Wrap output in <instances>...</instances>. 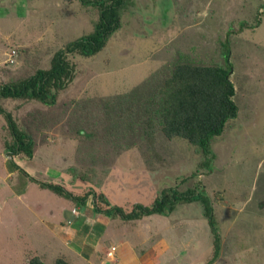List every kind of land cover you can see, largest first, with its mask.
Masks as SVG:
<instances>
[{"label":"rangeland","instance_id":"obj_1","mask_svg":"<svg viewBox=\"0 0 264 264\" xmlns=\"http://www.w3.org/2000/svg\"><path fill=\"white\" fill-rule=\"evenodd\" d=\"M130 2L106 46L84 56L66 45L95 30L98 0H0V85L48 69L62 49L75 65L73 81L53 104L1 100L35 146L32 157L8 152L12 135L0 112V264H28L34 255L47 264L70 260L63 243L68 226L80 227L73 214L89 206L41 183L113 190L108 194L130 208L168 187L200 188L221 237L215 260L214 236L198 201L179 204L171 215L142 216V224L114 216L103 241L126 240L140 255L165 240L170 249L162 264H264V0ZM242 22L247 25L234 33L232 25ZM223 42L230 47L239 113L213 140L211 169L185 139L169 140L160 128L153 143L143 139L140 115L123 131L114 123L120 96L147 98L182 54L198 64L224 63ZM9 160L28 175L11 171ZM87 231L95 238L104 228ZM92 262L101 264L97 257Z\"/></svg>","mask_w":264,"mask_h":264},{"label":"trees","instance_id":"obj_2","mask_svg":"<svg viewBox=\"0 0 264 264\" xmlns=\"http://www.w3.org/2000/svg\"><path fill=\"white\" fill-rule=\"evenodd\" d=\"M82 1L91 3L93 0ZM98 1L101 10L95 30L69 42L66 49L70 53L84 56L98 53L121 27L125 10L134 5H130L131 0ZM246 25L247 22H242L241 28L232 25L235 29L233 32L237 33ZM222 47L225 60L222 64H198L189 56L182 54L173 63L169 72L162 76L160 86L153 88L147 98L138 101L136 95L132 93L120 96L119 106H114L118 109L114 123L123 131L128 125L133 124L137 115L138 117L140 115L143 139L153 143L157 128H160L169 140L185 139L203 154L202 165L211 169L215 160L212 142L224 133L227 122L237 117L239 113L235 100L236 89L231 79L230 47L225 42L222 43ZM65 51L62 49L55 53L48 69H38L29 77L12 79L0 85V112L4 113L12 135V141L7 143V149L14 156L25 153L27 157H32L35 140L26 128L18 126L11 112H7L1 106V100L34 99L45 104H53L58 93L66 89L75 77V65L67 58ZM9 165L11 171L19 170L28 175L14 160H9ZM74 175L92 185V180L84 174ZM41 186L59 196L78 200L83 206L90 200L95 213H104L127 221L152 214L170 215L179 204L201 202L214 236L213 259L215 260L218 255L221 237L217 229L214 207L208 194L200 188L181 191L177 187H168L160 194H155L148 203H134L130 208L123 201L114 199L105 190L97 191L92 186L78 190L59 183H41ZM28 264L47 263L39 255H34L28 260ZM54 264L71 263L65 258L58 257Z\"/></svg>","mask_w":264,"mask_h":264},{"label":"crops","instance_id":"obj_3","mask_svg":"<svg viewBox=\"0 0 264 264\" xmlns=\"http://www.w3.org/2000/svg\"><path fill=\"white\" fill-rule=\"evenodd\" d=\"M108 193L114 194L113 190L108 191ZM88 202L87 206L89 207H84L81 216L73 214V220L79 219L81 226H68L69 229L67 231H69L68 235H70V237L67 239L68 243L66 241L63 242L68 247V257L70 260L65 259L71 264H76V260L80 261L82 264H94L90 262L93 261L95 257L99 259L101 264H162V262H164L162 259L164 260V257L168 256H166V252L170 249V247H167L169 244L165 240H161L163 243H161V241L156 243V247L152 246L148 250L142 249L143 253L141 252L140 255H138L136 249L132 245H129L126 240L116 242L113 239H105V241H103V237L109 228V222L114 216H111L112 218L107 216L103 217L102 213H95L92 205L88 204ZM135 220L138 219L130 221ZM141 221L138 220V222ZM142 223L143 221L141 224ZM73 224H76L75 221ZM95 226L97 228H104V233H98L99 235L96 234L94 238L92 233L87 230L88 227L94 228ZM154 243L155 241L152 245H154Z\"/></svg>","mask_w":264,"mask_h":264},{"label":"built area","instance_id":"obj_4","mask_svg":"<svg viewBox=\"0 0 264 264\" xmlns=\"http://www.w3.org/2000/svg\"><path fill=\"white\" fill-rule=\"evenodd\" d=\"M74 212L76 213V212H77V210H76V209H74Z\"/></svg>","mask_w":264,"mask_h":264},{"label":"water","instance_id":"obj_5","mask_svg":"<svg viewBox=\"0 0 264 264\" xmlns=\"http://www.w3.org/2000/svg\"><path fill=\"white\" fill-rule=\"evenodd\" d=\"M84 209V208H83Z\"/></svg>","mask_w":264,"mask_h":264}]
</instances>
